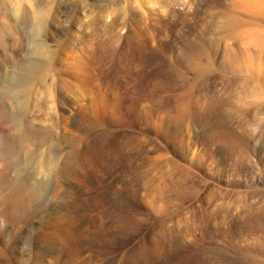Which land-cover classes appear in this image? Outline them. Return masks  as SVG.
I'll return each mask as SVG.
<instances>
[{
  "label": "rangeland",
  "instance_id": "obj_1",
  "mask_svg": "<svg viewBox=\"0 0 264 264\" xmlns=\"http://www.w3.org/2000/svg\"><path fill=\"white\" fill-rule=\"evenodd\" d=\"M45 1L0 0V106L18 111L25 87L3 85L45 60L40 42L51 70L28 85L30 117L108 137L103 162L80 148L87 184L66 168L57 196L41 184L21 212L0 206V264H29L28 238L53 264H264V26L238 6L254 0H129L114 27L127 1Z\"/></svg>",
  "mask_w": 264,
  "mask_h": 264
},
{
  "label": "bare ground",
  "instance_id": "obj_2",
  "mask_svg": "<svg viewBox=\"0 0 264 264\" xmlns=\"http://www.w3.org/2000/svg\"><path fill=\"white\" fill-rule=\"evenodd\" d=\"M46 1H45V3H47ZM50 1H48V3ZM65 1L66 0H64L62 2V4ZM126 1H127V3H125V4H127V5L122 7V5L120 6V4H119L120 1L119 2H113V0H112L113 4L116 5V7L114 9H112L111 11H109L108 13H106L107 16L111 20V26L114 27V23H116V21H119L120 19L122 20V22L124 21V17H126V14H127L126 11L129 10L128 7L131 6V5L128 6L129 0H124V2H126ZM55 4L56 3H54L53 5H55ZM238 6L241 7L244 11H246V14H248L250 17L253 18L254 23H256L260 26H264V12H262V11H260V9H258V7H260L261 4L257 0L244 1V2L242 1L241 3L238 4ZM45 7H47L46 4H45ZM94 11H98V10H94ZM103 11H105V9ZM101 14H102V12H101ZM91 19H92V17L90 18V20ZM92 20L94 22L95 18ZM104 22H106V21H104ZM97 23H99V22H97ZM107 26H109V25H107ZM43 28H45V26ZM45 30L46 29H44V31ZM31 47H33V52L31 51L33 54H36L37 57L39 56V57H41V59H45V60L42 63L38 62L37 60L36 61L26 60L21 65L20 76L19 77H13L11 79V81L8 80L3 85V87H4L3 89H4L5 94L6 93L11 94L12 91L14 90V87H17L18 85L25 87L23 91H25V93L27 94L30 91V87L28 86L30 81L33 79H38V81L41 82L42 81L41 76L38 77L39 72H41L43 70L44 71L45 70L47 71L49 69L51 70V68H49L51 61H48V59H50V57L46 56V54L44 53L45 50L41 51L43 49L44 45L42 47V44L40 42H37V43H34L33 46H31ZM45 49H46V47H45ZM48 53H49V51H48ZM242 60L245 62V59H242ZM231 61H230V65L232 67L233 63L231 64ZM243 61H242V63H243ZM234 64H236V63L234 62ZM238 64H240V62H238ZM241 64H240V66H241ZM236 66H237V64H236ZM240 66H238V67H240ZM244 66L245 65L242 66L243 67L242 69L245 68ZM233 68H236V67H233ZM245 69H247V68H245ZM50 70H49V72H50ZM239 70H240V68H239ZM247 70L245 72H248ZM241 73H243V72H241ZM46 74L48 75L49 73H46ZM25 93H24V99L19 104L18 111L15 112L14 114L9 113L6 110V107L4 105L0 106V118H1L0 119V130H1L0 133H1V135L3 137V141H4L3 146L6 149V154L3 157H0V187H1L0 206L1 207L7 206L14 213L15 212L19 213L22 211L23 205L25 204L26 200H29L30 190L32 187H35V186L37 187L41 184H43V185L45 184L47 186L49 185V186H51V188L54 191V196H57L59 191H63L62 189L66 188L69 180L72 178V177L70 178L68 175H65L64 171L66 168L71 169L74 173L73 176H75L77 178H79V177L82 178L83 182L87 184L88 180L86 178V175H87L86 174V168L84 167V164L80 161L81 158H79L80 148L82 147L84 149H87L91 153L94 152L96 155H99L102 162H103V159H104L103 158V151L105 150V140L108 137L107 130H102L100 133H98V135H99L98 140H94V139L88 140V133L91 130H93L92 127L90 125L88 126V123H87V124H84L85 126L83 124H78L75 126V129H72L71 128V116H67V117H64L62 119H58L55 114H54L55 117L52 116L53 114L52 115L50 114L48 116V120L43 119V118H38V120H35L34 118H31L30 117L31 111L33 109H35V106L28 108V106H27L28 96ZM47 98H49V96ZM219 101L216 99V100H213V103L217 104V103H219ZM206 102H208V101H206ZM179 111H178V113H179ZM211 111H212V109H211ZM200 112L198 114L201 115L202 112L201 113ZM212 112H214V111H212ZM200 115L198 117H200ZM202 116H203V113H202ZM195 117H197V116L195 115ZM198 117H197V119H198ZM193 119H194V117H193ZM213 119L214 118H212V120ZM199 121H200V118H199ZM197 122L195 121V123H197ZM207 122H209V121H207ZM207 122H205V124ZM205 124H204V127L202 126L204 128V131H205ZM197 125H199V124H197ZM212 125H214V124H212ZM193 126H195V124ZM206 133H207V131H206ZM225 134H227V133L225 132L222 135H225ZM218 138H217V140H218ZM222 138L223 137H221V139ZM238 139L240 140V138H237V140ZM219 140H220V138H219ZM237 140H235V141H237ZM220 141H222V140H220ZM237 142H235V143L232 142L231 145H229L230 142L229 143L226 142L229 145V146L228 145L226 146L228 149L225 147L227 150H229L227 152H230V154H231V152H233L234 148L238 145L239 142L238 143ZM62 143H65L67 145L68 151L66 152V161H64L62 163V165L60 166V164L58 162H59L60 157H61ZM227 154H229V153H227ZM233 155H235V154H233ZM37 159H40V162L36 163ZM12 172L14 173L13 175H11ZM177 180H179V179L177 178ZM170 182H172V181H170ZM178 182H177V185H178ZM181 186H182V183L180 186L175 185V187H178V188H180ZM176 190L178 191L179 189H175L174 192ZM182 197H184V196H182ZM87 228H88V230H90V228H91L90 225ZM166 231L168 232L169 230H166ZM37 235H38V233H37ZM23 242H25V241H23ZM51 244H52V242H51ZM26 245L28 246V248L35 250L34 254L32 253L33 259L31 260V262L29 264H53V258H54V257H52L53 255L52 256L43 255V254L41 255V253H39V250L36 251L39 247H38L37 243L35 241H33L32 238H28ZM16 247H17V245H16ZM30 249H28V251ZM23 251H25V250H23ZM29 256L30 255H28V257ZM134 263L139 264L140 261L137 260ZM89 264H90V261H89Z\"/></svg>",
  "mask_w": 264,
  "mask_h": 264
}]
</instances>
